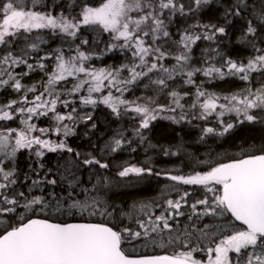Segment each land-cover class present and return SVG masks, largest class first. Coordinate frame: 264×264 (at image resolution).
<instances>
[{
	"label": "snow or ice",
	"instance_id": "1",
	"mask_svg": "<svg viewBox=\"0 0 264 264\" xmlns=\"http://www.w3.org/2000/svg\"><path fill=\"white\" fill-rule=\"evenodd\" d=\"M157 120L264 128V0H0V264H264V141L202 158ZM141 148L190 171L114 163ZM153 176L161 200L118 201Z\"/></svg>",
	"mask_w": 264,
	"mask_h": 264
},
{
	"label": "trees",
	"instance_id": "2",
	"mask_svg": "<svg viewBox=\"0 0 264 264\" xmlns=\"http://www.w3.org/2000/svg\"><path fill=\"white\" fill-rule=\"evenodd\" d=\"M58 43V42H55ZM245 55L244 51H238L233 54L234 58H243ZM105 62L112 64H119L120 57L118 54L111 55L105 58ZM96 63H100L97 61ZM40 79L39 73H34L29 83L33 81H37ZM239 81L227 80L224 82H219L216 85H209L210 88H214L215 90H230L233 87L239 85ZM139 93L142 94L143 90H139ZM161 103L166 101L161 100ZM106 109H98L96 113V117L99 118L100 124V134L103 135L104 131L109 127L108 124L105 123L104 113ZM194 124H198L199 122H193ZM41 126L46 124V121L41 120L39 122ZM84 126L81 125L80 131H83ZM179 132V135H177ZM200 129L199 127H193L191 125H182L178 129L177 126L170 124V122L166 120H157L150 131V139L153 143H157L160 146H168L170 144H174L178 139L181 137L184 139L185 143L189 145L188 151L192 152L202 158H206L209 155V152L212 151L213 157H215V153L225 154L228 155H238L240 150L248 145L255 143L259 145L262 141H264V128H261L259 125H252V124H244L239 125L235 128L230 134L223 138L217 139L216 142H213L211 139L209 140L208 144H197L196 140L199 136ZM74 144H85L86 141L82 139L73 138ZM148 156H151L152 165L155 167L157 171L160 170H175L180 169L182 172L187 173L190 171L189 168L186 167L188 161L180 156H168L165 157L164 155L158 152H149L145 153L144 150L138 149L136 152H129L123 151L117 154L114 163L116 165L123 164L125 162L131 164H143L147 159ZM55 157L50 154L48 157L49 163H51ZM21 166L25 164V159L21 156ZM115 169H113L114 171ZM171 182L159 178V177H148L144 182L140 184L134 185H123L118 192L120 195L117 197L118 201L123 202L125 204L130 203L132 201H141V202H151L153 200H161L162 198V191L165 189V185L170 184ZM182 188H187L189 191L193 192V195L189 197L190 200L198 198L200 195L199 190L193 191L195 186H180ZM177 193H171L172 197H175ZM76 222V221H72ZM137 248L140 252H148L149 254L152 253V248H140L137 245ZM156 252H160V249H155ZM162 254V253H161Z\"/></svg>",
	"mask_w": 264,
	"mask_h": 264
}]
</instances>
